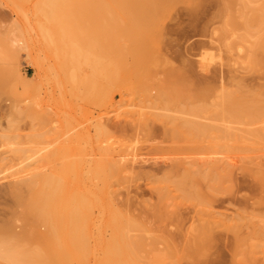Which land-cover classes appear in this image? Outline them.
<instances>
[{"label": "rangeland", "instance_id": "1", "mask_svg": "<svg viewBox=\"0 0 264 264\" xmlns=\"http://www.w3.org/2000/svg\"><path fill=\"white\" fill-rule=\"evenodd\" d=\"M48 1L0 0V237L8 235L10 241L12 234L25 233L33 241L30 225L46 230L30 210L36 188L22 187L19 194L9 188L48 174L57 181L58 205L65 194L86 189L103 192L106 201L113 192V207L134 219L147 217L146 230L128 231L144 239L138 264H171L155 261L167 251L168 239L182 250L203 222L207 246L194 264H264V174L255 172L258 164L264 167V141L245 132L264 128L259 122L264 117L250 124L215 120L220 97L229 90L238 91L234 99L247 112H264V0H148L149 13L119 9L116 5L126 4L115 0H65L70 10H52L53 1ZM234 11L237 28L225 31ZM224 41L233 43L230 49ZM79 66L83 82L75 83ZM196 106L203 110L200 116L194 114ZM196 120L213 127L202 133L206 140L194 136ZM228 126L233 133L243 132L242 138L224 136L219 128ZM223 145L242 150L233 154ZM249 147L256 151L250 148V154ZM215 157L224 158L225 166L232 163L228 172L201 177L210 169L206 162ZM107 159L123 162L104 184L94 166L100 168ZM172 159H196L192 170L200 178L186 192L196 193L197 199L184 198L186 192L175 185L192 165ZM241 159H247L244 165ZM161 204L178 218L149 217V209L151 213ZM99 207L90 208L96 223L90 229L108 239L111 229L99 225L104 217ZM96 251L94 257H101V250Z\"/></svg>", "mask_w": 264, "mask_h": 264}, {"label": "bare ground", "instance_id": "2", "mask_svg": "<svg viewBox=\"0 0 264 264\" xmlns=\"http://www.w3.org/2000/svg\"><path fill=\"white\" fill-rule=\"evenodd\" d=\"M17 1L19 2V1H22V0H17ZM46 1H48V0H46ZM49 1H53V4L50 5V8L52 10H54V9L66 10L67 8L69 9L71 7V5L68 6L69 4L64 5L66 3L65 0H49ZM58 1H62L63 3L62 4L61 3L57 4ZM70 1H72V0H70ZM78 1L82 2V1H85V0H78ZM115 1H117V2L118 1L125 2L126 5H120V6L116 5V7L119 8V9H126V10L129 9V11L132 10L133 11V12L131 11L132 13H136L135 10H137V9L138 10L142 9L144 11H142V10H140V11L145 12V13L151 12V10H150V5H151L150 3L151 2L150 1L147 2L148 0H115ZM142 2H145L148 5L150 4L149 7L143 6L141 8L140 7L141 5L138 6V7L135 5L136 3L138 4V3H142ZM79 6L81 8L86 7V5H83V4L82 5L80 4ZM152 10H154V9H152ZM235 12L236 11H234V13H232L233 15L231 17L230 22H228V20H227L226 26L224 27L225 31H229L230 27L228 28L227 26H231L233 28L236 27V24H237V22H236L237 13H235ZM54 24H56V23H54ZM56 30H58V28ZM59 30H60V28H59ZM233 31H235V30H233ZM224 33H226V32H224ZM232 33H234V32H232ZM59 36L60 35H58V37ZM223 37H224V35H223ZM85 39H87V38H85ZM61 42H58V43L62 44ZM225 43H226V47H229V49L233 45V43H232V45H230L231 43H227V41ZM133 44L135 45V43H133ZM137 45H136V47H137ZM61 46H63V45H61ZM58 47L60 48L59 44H58ZM139 47H140V45H139ZM137 49H135V50H137ZM67 52H68V50H67ZM60 54H61V52H60ZM74 55H76V54H74ZM63 57H65V56H63ZM64 64H66V63H64ZM98 67H100V66H98ZM73 68H76V67H73ZM80 70L82 71L81 67L79 66V67L76 68L75 73H73V79L74 80H72V81H75V83L80 81V80H82L81 76L79 75V71ZM97 72H99V71H97ZM14 76H15V74H14ZM10 78H11V76L9 77V79ZM3 79H5V78H3ZM5 80H8V78H6ZM86 80H84V83L86 82ZM88 81H89V79H88ZM81 82H83V80ZM81 82L79 84H81ZM4 85L5 84H3V86ZM85 85H86V83H85ZM88 89H89V87H88ZM34 90H35V87H34ZM90 90L91 89H89V91ZM35 91H33L34 94H35ZM226 92L227 91H225L224 94H222L221 97H220V99H222L220 101H223V102L219 103L220 106H221V109L219 111L216 110L217 112H216L215 116H217V118L215 120H220V121L227 122V123L228 122H234V123H247V124L249 123L250 124V123H253V122H255V121L259 120V119H262L264 117V114H263L264 112H262V113H257V112L256 113H253V112L250 113V112H247V111H249V110L246 109L247 106L244 107V104H240V102H238V100L236 101L234 99V96H235V98L237 96V99H238V94H237L238 91L237 90H236V92L233 91V90L232 91L229 90L227 93ZM196 93L201 95V91L200 90L196 91ZM222 96L225 97L224 100H223ZM21 102H22V100H21ZM17 103H18V100H17ZM27 104H28V102H27ZM23 106H26V104L23 105ZM27 107H28V105H27ZM249 107H251V106L249 105ZM9 108H12V107L9 106ZM17 108H18V106L16 107V109H14V111L17 110ZM213 108H215V107H213ZM259 108H260V106H259ZM248 109H250V108H248ZM18 110H19V108H18ZM24 110H25V108H24ZM212 110H214V109H212ZM28 111L25 110L26 113ZM201 111H203V110L201 109L200 106H196L194 108V114L197 115V116L198 115L200 116V112ZM11 112L9 114H12ZM22 113L24 114V112H22ZM263 121L259 120V122L264 123ZM217 122H219V121H217ZM194 123H195L194 126H197L196 130L198 128H200V131H201L200 133L199 132L196 133V130H194L195 127H194V129L192 128L195 131V132H193L194 136L196 135L197 137L199 135H201L202 133L205 134L206 132L209 131V129L210 130L213 129L212 126L210 127L209 123L208 124H206L205 122L202 123V122H199L198 120H196ZM211 124H213V123H211ZM255 126H257V125H255ZM214 127H215V125H214ZM228 128H229V126L221 128V129L219 128V130L227 138H232L234 140H236V139L240 140V138H242V136H243L242 133L243 132L239 133L240 134L239 135V134H237L235 132L234 133L231 132L230 131L231 129H228ZM257 128H258V126H257ZM257 128L253 129L251 127L249 130H246L245 132H247L249 135H252V137L254 136L257 141H260V142L262 141V143H263V141H264V128H262V129H257ZM214 129H216V128H214ZM212 133H214V132H211V134ZM203 134H202V136H203ZM248 134H246V135H248ZM214 135H213V137H214ZM220 135H221V133H220ZM211 137H212V135H211ZM226 137H225V139H226ZM206 138H205V140H206ZM245 138H247V137H245ZM221 139L222 138H220V140ZM201 140H202V138H201ZM212 140H210V141H212ZM215 140H217V139H215ZM218 142L219 141H217V143ZM224 142L222 144H224ZM238 143H241V142L239 141ZM249 143H250V141H249ZM250 144H252V143H250ZM227 145H229V144H227ZM223 146H221V148ZM263 146H264V143H263ZM214 147H216V146H214ZM226 147L228 149V146H226ZM226 147L224 146V148H226ZM232 147L233 146H231L229 148L232 149ZM224 148H223V150H224ZM250 148H252V147H249L248 151L246 149L244 151L249 152V150L251 151ZM213 149H215V148H213ZM216 149H215V151H216ZM230 149H228V151ZM217 150H219V149H217ZM238 150H240L239 151V153H240L242 149L240 148ZM238 150L236 151L234 149V151H233V149H232V151L234 153L231 152V154L232 153L235 154V151L238 152ZM228 151H226V152L228 153ZM254 151H256V150H253V148H252V152H254ZM216 152L219 153V151H216ZM196 153H198V152H195V154ZM211 153H213V152H211ZM231 154L229 156H231ZM242 154H240V155H242ZM253 154H255V157H256V152L253 153ZM215 155H217V153ZM215 155L212 154V156H215ZM223 155H221V158H222ZM226 155H228V154H225V159H226ZM218 156H220V155H218ZM246 156H248V153H246ZM250 156H248V157L251 159L252 157H250ZM252 156H254V155H252ZM210 157H211V155H210ZM234 157H236V156H234ZM242 157H244V155ZM231 158H232V156L230 157V159ZM256 158H255V161H256ZM215 159H216V157L214 158V160ZM225 159L223 158L222 161H216V160L213 161V158H212V161L206 160V161H208L206 163H208V165H209L211 170L209 169V170L206 171L205 174H202V172H203L202 170H204V169H201V167L199 166V168L201 169L200 173L202 174L201 177L210 179L213 176H215L214 174H218V173L221 174V172L227 173L228 171H226V169H227L228 165H232V163L229 161L226 164V166H227L226 167L225 164H224L225 163L224 162ZM227 159L229 160L228 156H227ZM232 159H234V158H232ZM172 160L173 161L174 160H176V161L178 160L177 162H179L180 164H184L185 165V163L186 164L189 163V164L192 165L191 168H184V166H183L184 170H183L182 174H180V176L177 175L178 176L177 177L178 180L175 181V185H176L177 189H182V190H184L186 192L187 189L190 188L189 186L192 187V185L194 183L196 185V181H197V184H198V179L200 177H198L197 180H196V171L192 170V168H194V165L197 164L196 163V159H172ZM246 160L242 161V159H241L242 163L244 161H246ZM118 161H122L123 162L122 159L121 160L118 159ZM118 161L116 159L103 160L101 162L102 166L100 168H96L95 167L96 163H95L94 172H95L96 176H99L98 178L102 181V183H104V184L107 183V179H108L109 173L116 172L117 170H119L118 169V164H120V163H118ZM204 161H205V159L203 160V164L202 163H200V164L204 165ZM231 161L234 162L233 160H231ZM201 162H202V160H201ZM222 162H224V163H222ZM206 163H205V165H206ZM234 163H237V162H234ZM244 163H243V165H244ZM200 164H198V165H200ZM239 164H237V165H239ZM246 164H248V163H246ZM254 164H256V163H254ZM97 165H99V164H97ZM250 166H252V165H250ZM121 167H122V165H121ZM197 169H198V167H197ZM198 171H199V169H198ZM208 171H210V172L207 173ZM35 172H36V169H35ZM212 172H214V173H212ZM255 172L257 173V175L264 174V167H262L261 165L258 164L256 169H255ZM262 176H264V175H262ZM33 177H32V180L28 181L27 183L20 182V183H17L16 185H12V187H10L9 190H10L11 193L19 194L21 192L20 190H21L22 187L24 188L26 186H29V187H32V188H36V192H37L38 195L36 196L35 200H33L32 203L30 204V210H31V212H32V214H33V216L35 218L36 223H38L40 225H44L46 227V230H44V232H39V231H37L38 227H36L37 226L36 224L30 225V227L28 228V232L30 233V231H33L36 234V238L33 241H30L27 238V235H25V233H19V235H18V233H16L17 236L14 235L15 233L14 234L10 233V234L13 235L12 236L13 239L10 238L11 239L10 241L8 239L9 238L8 235H5L4 238L1 235L2 237H0V238H2V240L0 239V258H1L2 262H4V264L5 263L6 264H138L137 255H138V253L140 251L143 250L144 239H143V236H141V237L140 236L133 237L131 234H129L128 231L129 230H134V229L143 230V231L146 230V225H145V222H144L145 220L144 219H146L147 217L146 218H144V217L142 218V216H139V217H137V219H134V218L130 217L128 214H125L122 211L116 209L115 207H113V205H111V203L114 200V198H113V196H114L113 194L114 193L112 192V194H110V197L112 196L113 200H112V198H110L107 195L108 198L111 200V201L109 200L111 202V203H109L108 200L106 201L107 197L106 198L104 197L105 195L102 192L103 189L101 190L102 193H100V194H97L96 191L95 192L93 191L91 193V191H88L89 189L88 190L86 189L87 191L84 190V191H82V192H80L78 194H72V193L65 194L64 199L61 201V205L60 204L58 205V202L60 203V198L58 197V195L60 196V194H58V189L56 188V182L57 181L55 180V182H53L54 179H52V177L50 175H48V174L47 175L45 174L43 176H40V174H38L37 177H34L36 179H33ZM174 178H176V177H174ZM170 181H171V179H170ZM108 184L110 185V183H108ZM108 184H107V187H108ZM57 187H59L58 183H57ZM173 189H175V188H173ZM107 193L108 192H106L105 194H107ZM190 193L186 192L185 195H181V196H183L184 198H187V199H190L191 196L193 197L194 194L197 196L196 193H194V194H193V192H192V194H190ZM160 196H161V200L164 201L165 200L164 198H166L165 197L166 196L165 193L162 192ZM196 196H194V197L197 199L198 197H196ZM193 198H191V199H193ZM93 204L100 205V207H101V209L103 211V212L100 211V212L103 213L102 215H104V217L102 216L103 219H100V221L103 220V222L101 224L99 223V225H102L103 228L108 227V228L111 229V235H110V237L108 239H104L100 235V233L96 232V234H95L90 229L91 226H92L91 224L94 223V222L92 223L93 218L90 215L91 214L90 208L93 206ZM164 206H165L164 204H161V206L159 205L153 211L151 209V213H149L150 212V209H149V212L147 211L148 214H151L149 217L152 216L153 218L157 219V221H162V220H165V219H177L178 218V216H179L178 214L174 213V211H172V210L171 211L166 210L164 208ZM143 212H142V214H143ZM146 214L147 213H145V215ZM203 223L206 224L207 222H203ZM94 224H96V223H94ZM205 224H203L202 226L198 227V230H196V231H198V236L194 240H192L190 243L187 242L188 244L186 246H184L182 248V250H180L176 246V243L174 244V243H172L173 241H171L168 238H165V239H168L167 251L163 255H157L156 258H155V261L156 262H161V261H165L166 260V261L170 262L171 264H179L182 260H188V262L190 261L189 264H194L196 261H198L200 259V257H202L204 255V253H205V251H204L205 248L204 247L207 246V245L204 246V243H205L206 240L204 239L205 237L204 238L202 237V236H204L206 234V229H207L206 226L207 225H205ZM100 228L102 229V227H99V229H98L99 232H101ZM191 229H193V228H191ZM192 231H194V230H192ZM14 236H16V237H14ZM91 238L94 239V244L93 245L91 244ZM175 240H177V239H175ZM97 248H99V251L101 250V257H99V255H98V258H96L97 255H95L96 254L95 251H96ZM94 256H96V257H94ZM91 257L94 258V260L91 259V260H93L92 263L89 262Z\"/></svg>", "mask_w": 264, "mask_h": 264}]
</instances>
